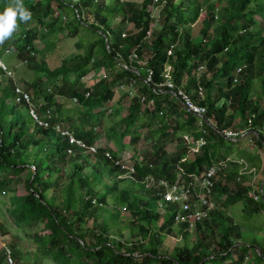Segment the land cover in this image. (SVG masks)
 <instances>
[{
    "label": "trees",
    "instance_id": "trees-1",
    "mask_svg": "<svg viewBox=\"0 0 264 264\" xmlns=\"http://www.w3.org/2000/svg\"><path fill=\"white\" fill-rule=\"evenodd\" d=\"M19 2L30 18L21 21L17 14L12 34L0 41V61L7 66L0 65V236L12 227L17 240L34 248L12 245L14 264H264V219L258 217L264 214V0ZM15 3L0 0V12ZM154 4L161 7L160 30L152 29L156 20L148 9ZM124 24L138 32L122 30ZM81 29L91 35L75 42L78 52L50 68L46 50L62 34L76 39ZM37 40L43 50L36 49ZM13 48L33 73L24 91L6 62L11 60L5 51ZM95 72L100 78L89 86L84 80ZM180 92L206 112L186 111ZM128 97L127 114L119 118L121 99ZM228 129L236 140L248 138L257 153L249 152L263 176L255 197L245 175L222 177L220 166L212 195L218 196V210L195 222L191 232L189 221L175 227L178 210L169 203L164 221L157 202L168 188L161 180L175 183L181 170L196 184L217 161L231 158ZM63 131L85 147L71 144ZM174 140L180 141L179 153L169 157L163 146ZM106 141L121 151L138 152L141 141L150 146L125 176L120 157L100 145ZM189 153L195 155L191 163L184 160ZM6 195L8 204L1 200ZM238 204L244 223L229 214ZM127 212L134 238L129 247L116 239ZM167 235L182 236L183 246L165 247ZM6 259L3 249L0 264Z\"/></svg>",
    "mask_w": 264,
    "mask_h": 264
},
{
    "label": "rangeland",
    "instance_id": "rangeland-1",
    "mask_svg": "<svg viewBox=\"0 0 264 264\" xmlns=\"http://www.w3.org/2000/svg\"><path fill=\"white\" fill-rule=\"evenodd\" d=\"M108 1H113V0H108ZM125 1L137 3L139 5H142L144 2V0H125ZM148 10L152 12L153 18L156 20L152 24V29L153 30H156V29L160 30L161 29V22L159 21L160 18L162 21L160 4L159 5L158 4L149 5ZM89 18L91 21H93L92 16H89ZM203 18H204V16L202 17V19ZM118 22H119V20H118ZM32 26H34V24H31L30 27H32ZM201 27H202L201 20H199V22L195 25V27L193 29V36L195 39L198 38L197 36L199 35V31H200ZM120 28H122V30L126 29V30H131L132 32H138L132 24H124ZM90 35L91 34L88 35V33L83 31L82 29L79 30V35L76 39H71V38L67 37V34H62L61 40L59 42H57L55 48L53 50H46V54H47L46 61L48 63V66L50 68H56L61 64L63 59H65V58L68 59V58H71L72 56H74V54H76L78 52V50L74 46L75 42L78 40H82L80 38H88ZM83 41H85V40H83ZM181 45L182 44L180 43V46ZM35 47L39 51L43 50V46L40 43V41H38V40L35 42ZM79 52H82V50ZM5 54H10L9 58L7 56L4 58H8L11 60V61H6V62L9 64L11 63L10 68L12 71V76H14L18 85L23 87L20 89L22 91H24V89L26 90L27 86L24 84V81L30 80L33 76V73L28 69L26 64L18 58V56H17L18 50L17 49L13 48L12 53L10 52V53H5ZM37 57H38V61H40L42 55L39 54ZM5 67H7V66H5ZM167 70L169 71V70H171V68H167ZM168 75H169V73H166V75H165L167 82H169V80H170V79H167ZM92 76L87 77L84 80L85 83H87L89 86L91 84H93L96 81V79L100 78V77H98L97 72L93 73ZM121 95H122V92L120 90H118L117 95L115 97V100L116 101L120 100ZM203 96H204V92H202V94H200V98H203ZM59 102H63V100L62 101L59 100ZM129 105H130V98L129 97L125 98V99H121L122 112H121V115L119 118H123L126 116ZM30 113L33 114V112H31V110H30ZM230 131L235 132L234 129H228L227 130V132H230ZM233 139H234L233 141L231 139V142L226 143L227 145H233L232 151L230 153L231 158H228L227 161L222 162V163H218V161H217L216 162L217 165L215 166V168L218 171V169H220V166H223V173L224 174L222 177L228 176L229 174H232V172L233 173L238 172V174L241 173L242 175H245L247 177V179H246L247 183H245V184L249 185V186L251 185V187H252V190H251L249 195L251 197H255V194H254L255 191L254 190L257 188V184L262 179L263 176H262V173L260 171L261 166L259 167V163L255 162L256 159H254L253 162L249 160V154H250L249 152H253L252 156H256L257 153H256V151H254L255 149L253 148L252 143H251V145L248 144V138H244V139L240 138L238 140H236L235 138H233ZM125 141H127L126 142V144H127L129 141V138H126ZM178 144H180V141L177 142L174 140V141L168 142L165 146H163L164 149L168 152L169 157H173L179 153ZM100 145L104 146L106 148H112L113 150H111V151H113L114 153H116L117 156L120 157L121 164L125 167L124 169L121 167L126 172L125 176L126 175L130 176V174L133 172L134 166L136 164L141 163V161L145 157V153H144L145 149L150 146L148 143L141 141L138 144V150H137L138 152H135V151H130L128 149L123 150V151L118 150L117 145H115L111 141L110 142L106 141V143L103 142ZM96 147L97 146H95V148ZM129 148L134 149L132 147H129ZM242 150H245L246 153L241 154ZM89 151L91 153L94 152L92 150H89ZM222 154H225V152H223ZM107 155H110L109 151H108ZM194 157H195L194 153H189L188 156L184 160L191 163V162H193ZM151 162H153V160ZM156 163H157V161L152 163V164H156ZM157 164H159V163H157ZM100 167H101V169L103 168L102 164H100ZM177 175H178V177L175 180V182H178V180H179L178 178L181 177V179H182L181 183L185 186H191V188L193 190V185H190V183L188 182L189 179L185 180L183 178L184 174L181 170H177ZM222 177L218 176V178H220V179ZM150 181H151V179H150ZM165 182L171 183L165 179L161 180V183L164 185H165ZM233 186H234V184H229V188L230 189L233 188L232 190H235V187H233ZM194 188H195V193L197 195L201 196L203 194V192L201 191V189L198 185V182L195 184ZM193 193H194V190H193ZM6 196H4V198H2L1 200H4L8 204L9 199H8V196L7 197ZM217 198H218V196H215V194H214L213 203H215ZM189 199H190V201L192 200L193 206L195 208L200 209V207H198L199 206L198 205V202H199L198 197H193V199H192V194H190ZM217 201H216V208L217 207L219 208L220 203ZM157 203H158L157 204L158 211L161 213L162 212L165 213V217H164V221H165L168 218V215H166V214L170 213L169 208L167 209V207H169V203L164 201V200H162L161 202H157ZM196 204H197V207H196ZM0 208H1V205H0ZM5 208H8V206H5ZM218 208H217V210H218ZM242 208H243V205L238 204L234 208H230L229 214L231 216L235 217L238 222L244 223L247 220L244 218L245 215L243 214ZM154 209L156 210V208H154ZM172 212H173V210H172ZM258 217L260 219H264V214L259 215ZM4 221H5L4 220V213L2 210V211H0V223L1 222L3 223ZM124 223H125V225L122 226V234L123 235L122 236L120 235L117 238L116 237H113V238L119 239L120 241H126L125 242V243H127L126 247H129L131 245L132 241L134 240V238H132L130 235V230H131L130 225L132 223V217L128 212L125 214ZM252 223H253V221H250V224H252ZM154 226H156L159 229L161 226V222L159 221V223H156ZM179 226H180L179 223L175 224V227H179ZM7 228L9 230V234H7L5 236H0V252L3 249H5V250L10 249V247L12 245H17V244H18V246H20V248L22 250H25V251L32 250L34 248L32 243H30L26 239H24L22 241L17 240L15 238L16 232L12 227L7 226ZM242 228H243L244 233H248L247 231H249V229H250V228L245 227V226H243ZM263 228H264V225H263ZM135 231H137V230H135ZM190 231L191 232L194 231V226L191 227ZM260 235L264 236V232H262ZM137 240H140V238L135 239V241H137ZM164 241H165V247H167V248H173V247L177 246L178 244L183 246V244H182L183 237L182 236H175V237L172 236L171 237V236L167 235V236H164ZM145 244H146V242H145ZM8 264H11V263L9 262Z\"/></svg>",
    "mask_w": 264,
    "mask_h": 264
},
{
    "label": "built area",
    "instance_id": "built-area-1",
    "mask_svg": "<svg viewBox=\"0 0 264 264\" xmlns=\"http://www.w3.org/2000/svg\"><path fill=\"white\" fill-rule=\"evenodd\" d=\"M154 1L155 3H159L162 0H154ZM5 53H10V50H6ZM0 65L2 66L3 69L6 70L5 65L1 61H0ZM167 79H170L169 82H167V85L170 88H172L173 82L171 81L170 74L167 76ZM179 94L183 99L184 108L186 109V111H189L199 116H202L206 112L204 107L196 104L186 94H183L182 92H180ZM24 97L25 99L28 100V95H25ZM224 133L225 136H227V138H232V139L237 137L238 135L237 133L232 131L227 132V130ZM62 134L70 139L71 144L77 143L79 146L85 147V145L82 142H77L74 139V136L69 131H63ZM204 143H205L204 141H201V145H203ZM90 150L95 152L96 151L95 146L91 147ZM121 167L123 169L125 168L123 165ZM216 176H217V169L215 167H212L202 176V178H198V179L195 178L198 182L201 191L203 192L201 196L195 193V188H194L195 184L190 183V185H193V190H194L193 193L191 186H185L181 183L182 180L181 177L178 178L179 179L178 182L172 184L165 182L166 186L163 184L166 188H168L166 189L167 191L166 194L164 195V201L171 203L175 205V207H177L175 208V211L178 210L175 212L177 213V216L175 218L176 223L189 221L191 222V227H193L196 225L195 222H202L210 217L211 211L216 208V204L213 203V197H212L213 186H214L213 179L216 178ZM190 194H192V199L193 197H198L199 199L198 207H200V209H197L193 206L192 200L190 201L189 199ZM9 262L11 264H14V260L11 256L10 250L7 249L6 263L8 264Z\"/></svg>",
    "mask_w": 264,
    "mask_h": 264
},
{
    "label": "clouds",
    "instance_id": "clouds-1",
    "mask_svg": "<svg viewBox=\"0 0 264 264\" xmlns=\"http://www.w3.org/2000/svg\"><path fill=\"white\" fill-rule=\"evenodd\" d=\"M17 14H19L21 21L28 20L31 15L30 12L22 7L19 0H17L14 6L10 5L3 12H0V41H3L12 34L16 26Z\"/></svg>",
    "mask_w": 264,
    "mask_h": 264
},
{
    "label": "crops",
    "instance_id": "crops-1",
    "mask_svg": "<svg viewBox=\"0 0 264 264\" xmlns=\"http://www.w3.org/2000/svg\"><path fill=\"white\" fill-rule=\"evenodd\" d=\"M243 138V137H242ZM232 140H234V139H232Z\"/></svg>",
    "mask_w": 264,
    "mask_h": 264
}]
</instances>
